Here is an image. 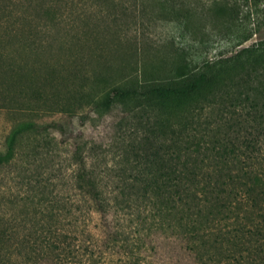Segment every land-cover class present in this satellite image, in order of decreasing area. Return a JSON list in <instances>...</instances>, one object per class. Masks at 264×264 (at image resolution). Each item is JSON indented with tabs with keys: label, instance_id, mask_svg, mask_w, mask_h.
<instances>
[{
	"label": "trees",
	"instance_id": "1",
	"mask_svg": "<svg viewBox=\"0 0 264 264\" xmlns=\"http://www.w3.org/2000/svg\"><path fill=\"white\" fill-rule=\"evenodd\" d=\"M133 4L143 16L175 18L198 31V0ZM128 8L123 0H0V64L8 43L37 52L43 39L64 47L60 28H81L94 61L85 69L83 56L79 64L66 54L68 76L84 68L89 79L78 97L57 120L23 119L10 131L0 163L15 155L22 130H51L69 145L71 174L67 195L50 197L53 189L45 186L32 209L26 203L7 220L0 214V264H109L113 255L128 254L121 216L134 208L151 212L148 236L157 237L149 246L157 255L124 264H264V46L243 48L241 56L197 74L173 50L151 67L123 62L112 71L113 55L124 54L100 33L118 26ZM236 13V0H210L201 15L226 23ZM113 31L119 35L118 27ZM21 74L37 92L35 75ZM96 115H110L120 138L111 172L93 161L87 134Z\"/></svg>",
	"mask_w": 264,
	"mask_h": 264
},
{
	"label": "rangeland",
	"instance_id": "2",
	"mask_svg": "<svg viewBox=\"0 0 264 264\" xmlns=\"http://www.w3.org/2000/svg\"><path fill=\"white\" fill-rule=\"evenodd\" d=\"M123 1L129 8L126 17L120 11L122 17L116 26L119 35L113 31L116 27L100 33L102 40H116L124 54L113 55L112 71L120 68L123 62L127 68L132 64L139 69L145 60L147 66L151 67V63H159L162 54L173 50L186 58L188 72L197 74L241 56L243 48L254 44L264 46V1L236 0L237 13L233 19L223 23L213 20L211 16H202V10L210 0H198V31L195 34L190 33L178 19L149 18L140 14L139 10H134L133 0ZM82 3L79 2V5ZM64 17L68 19L67 11ZM56 37L68 39V42L63 43L64 47L56 42L49 46L47 39H43L38 52L19 42L8 43L4 48L2 46L6 53L5 60L0 64V153L3 155L7 153L8 136L16 122L23 119L38 122L57 120L60 108L71 106L79 95L76 94V89L82 86L83 81H89L84 73L94 63L91 58L93 48L89 44L92 43L91 39L84 37L81 28H74L69 33L60 28ZM102 46L101 44L99 50ZM69 53L73 57L78 56V59L83 56L87 61L85 69L79 71L76 77L68 76V71H65L71 66V62L66 60V54ZM78 63L81 64L82 60H78ZM12 67L17 69V74L12 75ZM59 67L64 69L60 70ZM26 72L35 75L37 92H34L28 85V79L21 74ZM50 75L54 79L48 80ZM88 87L89 85H85V89ZM86 109L87 106L80 108L81 111ZM109 117L110 115H96L93 123L90 122L87 134L90 145L95 146L93 161H97L104 173L111 172V169L113 171L121 151L118 146L120 138L117 139L114 135L115 129L112 128ZM18 138L15 155L0 163V214L5 220L21 214L26 203L30 207H25L32 209L43 195L41 191L46 189L45 186L49 190L53 189L49 193L50 197L55 193L67 195L66 183L71 174L69 145L58 143L55 132L22 130ZM261 150L264 153V143ZM121 221L130 243L128 254L113 255L109 264L131 263L136 259L144 263L151 258L155 259L156 251L150 248L149 242L150 239L156 242L157 236H148L150 226L153 227L152 231L155 227L151 212L134 208L122 215Z\"/></svg>",
	"mask_w": 264,
	"mask_h": 264
}]
</instances>
